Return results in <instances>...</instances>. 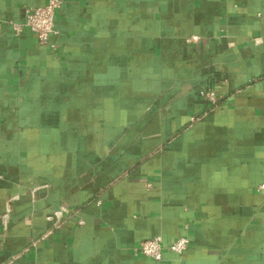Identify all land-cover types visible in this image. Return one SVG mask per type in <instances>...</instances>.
I'll list each match as a JSON object with an SVG mask.
<instances>
[{
    "label": "crops",
    "instance_id": "0c3cea01",
    "mask_svg": "<svg viewBox=\"0 0 264 264\" xmlns=\"http://www.w3.org/2000/svg\"><path fill=\"white\" fill-rule=\"evenodd\" d=\"M48 1L0 0V264H264V0H68L57 53Z\"/></svg>",
    "mask_w": 264,
    "mask_h": 264
},
{
    "label": "built area",
    "instance_id": "2783aa9c",
    "mask_svg": "<svg viewBox=\"0 0 264 264\" xmlns=\"http://www.w3.org/2000/svg\"><path fill=\"white\" fill-rule=\"evenodd\" d=\"M68 3V0H49L45 5L40 7H27L24 9V15L20 22L11 24L13 36L20 38L26 31L32 33L40 46L47 48L52 53H57L58 47L56 41L58 31L56 30L57 12ZM196 40V38H193ZM264 82V77L258 80ZM200 96L212 107L218 104V98L212 91L204 90ZM256 192L264 194V184L256 188ZM66 209H61L57 214L49 217L51 222L60 220L63 213L67 214ZM189 247L187 238H178L168 246H164L162 239L159 237L144 240L138 243L132 249V253L150 259L154 262H161L165 253H171L175 256H182Z\"/></svg>",
    "mask_w": 264,
    "mask_h": 264
}]
</instances>
